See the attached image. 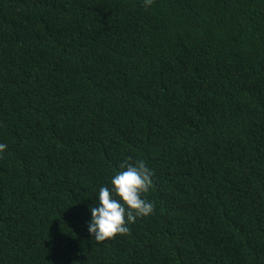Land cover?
<instances>
[{
  "label": "trees",
  "instance_id": "obj_1",
  "mask_svg": "<svg viewBox=\"0 0 264 264\" xmlns=\"http://www.w3.org/2000/svg\"><path fill=\"white\" fill-rule=\"evenodd\" d=\"M0 264H264V0H0ZM154 214L97 242L126 159Z\"/></svg>",
  "mask_w": 264,
  "mask_h": 264
},
{
  "label": "clouds",
  "instance_id": "obj_2",
  "mask_svg": "<svg viewBox=\"0 0 264 264\" xmlns=\"http://www.w3.org/2000/svg\"><path fill=\"white\" fill-rule=\"evenodd\" d=\"M152 0H144L145 7ZM7 144L0 143V154L7 150ZM153 170L145 160L126 159L111 177L110 186H101L96 195L95 206H90L91 218L88 232L95 241L103 242L118 234H127L128 225L138 218L154 214L155 204L146 199L153 187Z\"/></svg>",
  "mask_w": 264,
  "mask_h": 264
}]
</instances>
